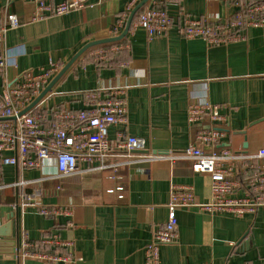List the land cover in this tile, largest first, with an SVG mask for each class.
<instances>
[{
  "label": "crops",
  "instance_id": "1",
  "mask_svg": "<svg viewBox=\"0 0 264 264\" xmlns=\"http://www.w3.org/2000/svg\"><path fill=\"white\" fill-rule=\"evenodd\" d=\"M87 2L82 10L35 20L32 1L0 0V23L8 14L17 15L20 22L0 43L7 61L0 95L20 74H38L50 63L61 71L88 43L115 37L114 29L134 0ZM165 8L174 22L167 33L149 39L132 23L122 40L91 47L34 107L36 114H43L48 125L58 112L85 109L87 91L104 95L108 89L127 87V124L108 128L110 142L122 132L144 139L149 153L180 154L197 145L200 132L217 130L223 134L217 150L256 154L264 146V25L242 31L244 39L235 43L209 46L181 33L185 21L228 19L236 13L233 6L221 0H168ZM201 102L218 106L222 120L212 122L205 116L190 123V106ZM199 146L210 152V146ZM56 174L52 159L43 170L6 166L0 167V183ZM249 174L236 175L239 188L233 197L249 192ZM172 183L191 186L200 204L212 200L210 177L195 173L189 159H154L124 165L118 177L109 170L24 189L54 191L42 199L43 206L57 211L52 216L16 208L23 189L6 187L0 190V228L12 220V236H0V263L49 264L22 258L23 241H28L31 250L41 253L74 252L81 260L73 264H146L145 248L154 226L167 220ZM119 186L122 192L116 190ZM177 219L178 241L160 247L161 264H264L263 207L240 218L179 208ZM54 236L72 241L73 249L46 245Z\"/></svg>",
  "mask_w": 264,
  "mask_h": 264
},
{
  "label": "built area",
  "instance_id": "2",
  "mask_svg": "<svg viewBox=\"0 0 264 264\" xmlns=\"http://www.w3.org/2000/svg\"><path fill=\"white\" fill-rule=\"evenodd\" d=\"M36 6L35 20L43 17L60 16L79 11L88 6L87 0H29ZM134 0L121 18L113 36L124 29L128 16L135 4ZM228 2L236 13L228 19L214 22L203 19L186 20L181 33L187 38L199 37L207 45L229 44L244 39L242 31L264 25V0H221ZM168 0H150L139 14L133 28L145 31L149 39L167 33L174 25L173 18L166 10ZM20 26L15 14H8L0 23V43H3L8 31ZM104 57V55H103ZM7 68L5 57L0 54V75ZM59 65L41 69L38 74L24 72L15 84L5 88L0 95V167L16 166L24 170H43L49 160H54L57 169L55 176L26 181L18 180L6 187L23 189L18 197L16 208L37 209L43 216L55 215L57 211L43 206L44 196L54 191H44L41 187L26 191L33 184H42L47 180L63 179L75 175H86L102 171H112L117 177L124 165L148 162L154 159H189L195 173L206 174L211 179L212 200L208 204L197 202L191 186L171 184L167 205L168 216L163 224L154 226L150 243L145 248L146 264H161L160 247L174 244L179 238L177 210L179 208L198 207L208 212H228L235 217H243L264 208V146L256 154L235 153L229 149L217 150L222 133L217 130L202 131L197 135V145H191L180 154L141 153L147 150L144 139L118 133V139L110 142L108 128L113 125L127 124V87H116L104 91L91 90L85 93V109L78 113L58 112L53 121L46 125L43 114H36L35 108L21 114L41 94L47 85L59 73ZM208 116L212 122L222 120L219 107L207 102L190 106L189 121L196 123ZM3 119V120H2ZM199 145L210 146V152ZM249 172V192L243 198L233 197L239 188L236 175ZM62 188L57 187L60 191ZM122 192L123 187L116 189ZM17 209V210H18ZM69 213V212H68ZM46 245L73 249L72 241L61 240L58 236L45 241ZM22 258H33L49 264H73L81 260L74 252L67 255H54L33 251V244L23 241ZM20 249V247H19ZM4 264V263H0ZM10 264H19L10 263Z\"/></svg>",
  "mask_w": 264,
  "mask_h": 264
},
{
  "label": "water",
  "instance_id": "3",
  "mask_svg": "<svg viewBox=\"0 0 264 264\" xmlns=\"http://www.w3.org/2000/svg\"><path fill=\"white\" fill-rule=\"evenodd\" d=\"M149 2V0H142L140 1L131 11L129 18L127 20L126 26L124 31L122 32V34L115 36V37H111L108 39H103V40H99V41H94L91 43H88L85 47H83L70 61L69 63H67V65H65V67H63L61 69V71L54 77V79L47 85V87L41 92V94L33 101V103L27 107L26 109H24V111H22L21 114H26L27 112H29L30 110H32L35 106H37L44 98L45 96L50 93L53 89V87L57 84V82L62 78V76L69 70V68L78 60V58L84 53L86 52L88 49H90L91 47L94 46H98L101 44H106V43H113V42H118L120 40H122L123 38L126 37V35L128 34L131 25L133 23V20L136 16V14L142 9L144 8V6ZM3 120V119H2ZM141 153H149V151L145 150L142 151ZM13 215H11L12 217ZM11 226H12V220L8 221L7 225L3 226L0 228V236L1 237H11L12 233H11ZM8 228V229H7ZM7 231H4L6 230Z\"/></svg>",
  "mask_w": 264,
  "mask_h": 264
},
{
  "label": "trees",
  "instance_id": "4",
  "mask_svg": "<svg viewBox=\"0 0 264 264\" xmlns=\"http://www.w3.org/2000/svg\"><path fill=\"white\" fill-rule=\"evenodd\" d=\"M145 8V7H144ZM144 8H142L137 14H136V16H135V18H134V21H137L138 20V17H139V14L144 10ZM134 23V22H133ZM112 45H114V44H112Z\"/></svg>",
  "mask_w": 264,
  "mask_h": 264
}]
</instances>
